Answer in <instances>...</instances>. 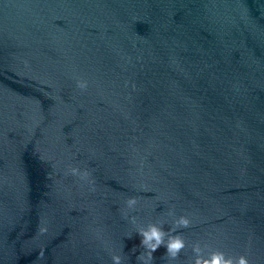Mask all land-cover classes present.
I'll use <instances>...</instances> for the list:
<instances>
[{
    "label": "water",
    "instance_id": "1",
    "mask_svg": "<svg viewBox=\"0 0 264 264\" xmlns=\"http://www.w3.org/2000/svg\"><path fill=\"white\" fill-rule=\"evenodd\" d=\"M170 211L153 264H264V0H0V264H141Z\"/></svg>",
    "mask_w": 264,
    "mask_h": 264
},
{
    "label": "clouds",
    "instance_id": "2",
    "mask_svg": "<svg viewBox=\"0 0 264 264\" xmlns=\"http://www.w3.org/2000/svg\"><path fill=\"white\" fill-rule=\"evenodd\" d=\"M77 86L82 90H86L88 82L86 80H78ZM70 174L80 179H87L90 175L87 170L81 171L77 167L71 168ZM92 190L94 191L95 189L93 188ZM125 203L128 211L123 214V218L129 220L132 224H136L137 217L129 216L128 213L129 211H137L138 198L135 196L129 197ZM169 215L175 217V212L170 211ZM163 225L164 223H149L146 227L141 226L137 229L136 233L142 237L140 246L144 249L137 256V260L141 261V264H153V253L162 245L166 247L164 257H169L172 260L179 259L180 253L186 248V241L180 229L189 228L191 226L190 220L184 215L175 217L168 231L164 230ZM128 237L131 238V236ZM135 250L134 247L132 251L135 252ZM192 253L191 264H249V261L243 255L239 257L226 256L225 253L219 250L205 252L199 243L192 245ZM143 257H147V259L142 260ZM111 261L112 264H122V256L113 254L111 255Z\"/></svg>",
    "mask_w": 264,
    "mask_h": 264
}]
</instances>
